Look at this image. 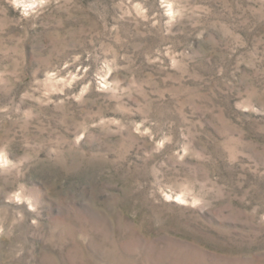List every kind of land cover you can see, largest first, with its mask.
Listing matches in <instances>:
<instances>
[{
  "label": "rangeland",
  "instance_id": "1",
  "mask_svg": "<svg viewBox=\"0 0 264 264\" xmlns=\"http://www.w3.org/2000/svg\"><path fill=\"white\" fill-rule=\"evenodd\" d=\"M0 264H264V0H0Z\"/></svg>",
  "mask_w": 264,
  "mask_h": 264
}]
</instances>
